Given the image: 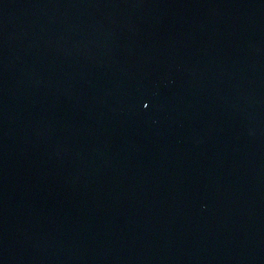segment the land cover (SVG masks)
Masks as SVG:
<instances>
[{
    "label": "water",
    "instance_id": "water-1",
    "mask_svg": "<svg viewBox=\"0 0 264 264\" xmlns=\"http://www.w3.org/2000/svg\"><path fill=\"white\" fill-rule=\"evenodd\" d=\"M0 264H264V0H0Z\"/></svg>",
    "mask_w": 264,
    "mask_h": 264
}]
</instances>
